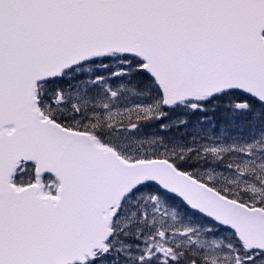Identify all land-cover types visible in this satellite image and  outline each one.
Wrapping results in <instances>:
<instances>
[{"label":"snow or ice","instance_id":"snow-or-ice-1","mask_svg":"<svg viewBox=\"0 0 264 264\" xmlns=\"http://www.w3.org/2000/svg\"><path fill=\"white\" fill-rule=\"evenodd\" d=\"M0 264H264V0H0Z\"/></svg>","mask_w":264,"mask_h":264}]
</instances>
